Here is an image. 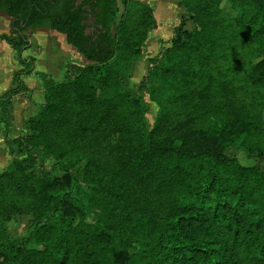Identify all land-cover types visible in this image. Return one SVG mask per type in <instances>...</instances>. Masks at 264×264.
Listing matches in <instances>:
<instances>
[{
    "label": "trees",
    "instance_id": "trees-1",
    "mask_svg": "<svg viewBox=\"0 0 264 264\" xmlns=\"http://www.w3.org/2000/svg\"><path fill=\"white\" fill-rule=\"evenodd\" d=\"M88 2L0 0L12 16L0 37L22 64L0 123L34 69L25 29L63 32L92 62L49 85L42 143L16 138L25 156L0 174V215L31 219L24 236L0 235V264H264V0H180L135 93L126 72L157 25L152 5L94 0L87 32ZM145 91L160 106L152 129ZM237 142L251 162L227 153Z\"/></svg>",
    "mask_w": 264,
    "mask_h": 264
},
{
    "label": "rangeland",
    "instance_id": "rangeland-1",
    "mask_svg": "<svg viewBox=\"0 0 264 264\" xmlns=\"http://www.w3.org/2000/svg\"><path fill=\"white\" fill-rule=\"evenodd\" d=\"M172 9L156 10V14L159 18L161 26L157 25L151 28L148 32L147 37L143 42V52L140 56L134 58L127 69V86L132 89L133 93L136 92L141 80L149 72V57L156 55L164 46L170 43L171 37L174 35V29L180 22L185 7L179 5L180 0H172ZM123 6V4H121ZM167 18L168 21L164 19ZM156 18V19H157ZM187 26L192 28L194 23L192 21L187 22ZM5 28L0 25V29ZM55 30V29H54ZM90 30V29H88ZM53 31L45 28H27L25 33L29 36L31 42L29 47L22 51V57L34 56V69L29 74H21L22 79L27 84V89L15 94L12 97V102L9 105L11 116H8L6 120L9 121V126L4 122L0 123V174L6 169L13 168L15 160L21 159L25 156V152L19 150V140L16 138L19 136H31L34 140L42 143L39 136H42L43 130H41L40 120L36 118V115L44 110V107L51 102L49 95V85L56 81H61L65 78L67 73L75 74L79 65L92 64L91 61L86 59L79 51L73 49L62 50L57 42L48 39V36L56 34L60 36V41L65 38L64 33L59 31ZM172 33L173 35L170 36ZM46 36V37H45ZM64 36V37H63ZM170 36V37H169ZM1 40V39H0ZM64 43H68L67 41ZM5 44H0V67L1 70L7 71L8 73L12 68L13 73L17 71L21 64L19 63V55L17 50L8 44L7 41L2 40ZM63 43V42H62ZM69 44V43H68ZM16 55H13V52ZM17 56V57H16ZM19 65V66H18ZM47 72V73H46ZM9 75V74H8ZM14 84L17 86L19 83L14 79ZM11 79L9 76H5V73L0 74V87L10 85ZM11 85L9 86V88ZM2 89V88H1ZM0 89V116L4 112V100L5 90ZM249 90L246 93L247 97H254L259 95L256 91ZM144 102L147 104V110L145 111V117L147 125L152 129L155 125L156 119L160 113L159 104L151 99L149 93L145 91L143 96ZM255 99V98H254ZM229 100V99H228ZM260 106L262 104L259 103ZM164 135L177 138L180 135V130H168ZM227 153L230 156H237L242 163L251 162L252 159L247 156L246 149L234 143L227 148ZM258 158V156H255ZM51 159L48 160V164ZM86 165V160L82 159L76 166V171L81 175ZM33 173L37 174L35 170ZM31 219V213L17 212L14 214H1L0 221L3 226L0 229V235L4 234L7 239H16L26 234L28 225Z\"/></svg>",
    "mask_w": 264,
    "mask_h": 264
},
{
    "label": "crops",
    "instance_id": "crops-1",
    "mask_svg": "<svg viewBox=\"0 0 264 264\" xmlns=\"http://www.w3.org/2000/svg\"><path fill=\"white\" fill-rule=\"evenodd\" d=\"M143 1H146V2H148L150 5H152V7H153V9H154V14H155V16H156V18L158 17V15L156 14V10H166V11H168V10H170V9H172V7L173 6H171V5H173V1L172 0H143ZM180 5V4H179ZM167 18L168 17H166L164 20L165 21H168L167 20ZM159 18H157V20H158ZM11 21H12V16H10L9 14H7V13H5V12H3V11H1L0 10V25H3L5 28H2V29H0V34L1 33H3V32H7V33H9V32H11ZM158 26H161V23H159V20H158ZM37 28H40V27H37ZM42 28H45V29H49V30H53V31H55L53 28H46V27H42ZM58 31V30H57ZM56 31V32H57ZM58 33V32H57ZM59 33H63V32H60L59 31ZM168 34H170V33H168ZM173 34L171 33L170 34V36H172ZM169 36V37H170ZM46 37V36H45ZM64 37V36H63ZM58 38H60V36L59 35H57L56 36V34L54 35V37L53 36H48V39H51L52 41L54 40V42H57L59 45H60V47H61V49L62 50H69V51H72L73 49H75L76 51H77V49H76V47H74L72 44H68V43H64V41H65V39L63 38L62 40L63 41H60ZM65 38H66V36H65ZM0 44H4L3 42H2V40H4V39H2L1 37H0ZM32 40V39H31ZM5 41V40H4ZM67 41V40H66ZM65 41V42H66ZM63 42V43H62ZM31 43H33V42H31ZM9 44V43H8ZM5 45V44H4ZM14 49V48H13ZM15 50V49H14ZM65 50V51H66ZM13 52V51H12ZM13 55H16V53H14L13 52ZM17 57V56H16ZM25 58V57H24ZM19 63H20V61H19ZM21 64V63H20ZM19 66V65H18ZM21 66H22V64H21ZM17 67H15V68H12L11 69V71L8 73L7 71H4V69L3 70H1L2 68L0 67V74L1 73H5V76H9V78L11 79V83H9L10 85H11V87H14V86H16L15 84H14V81H13V76H14V73H13V71H14V69H16ZM47 73V72H46ZM9 74V75H8ZM27 74H29V73H27ZM10 85H7V86H4V87H0V89L1 90H5V92L7 91V90H9L10 88H9V86ZM1 95V94H0Z\"/></svg>",
    "mask_w": 264,
    "mask_h": 264
},
{
    "label": "flooded vegetation",
    "instance_id": "flooded-vegetation-1",
    "mask_svg": "<svg viewBox=\"0 0 264 264\" xmlns=\"http://www.w3.org/2000/svg\"><path fill=\"white\" fill-rule=\"evenodd\" d=\"M80 1V0H78ZM94 0H89L88 3H86L85 7H86V10L89 12V15H88V18L85 20L87 22L88 25V28H86L87 32L91 31L92 27L90 26V22H94L95 20V14L94 12L92 11V8L90 7V4L93 2ZM90 29V30H88Z\"/></svg>",
    "mask_w": 264,
    "mask_h": 264
},
{
    "label": "water",
    "instance_id": "water-1",
    "mask_svg": "<svg viewBox=\"0 0 264 264\" xmlns=\"http://www.w3.org/2000/svg\"><path fill=\"white\" fill-rule=\"evenodd\" d=\"M30 39V38H29ZM29 43H31V40H30V42Z\"/></svg>",
    "mask_w": 264,
    "mask_h": 264
}]
</instances>
